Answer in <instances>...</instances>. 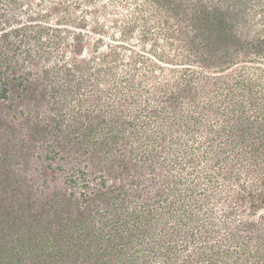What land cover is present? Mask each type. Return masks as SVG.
I'll use <instances>...</instances> for the list:
<instances>
[{"label":"rangeland","instance_id":"rangeland-1","mask_svg":"<svg viewBox=\"0 0 264 264\" xmlns=\"http://www.w3.org/2000/svg\"><path fill=\"white\" fill-rule=\"evenodd\" d=\"M208 2L237 43L195 33L191 2L0 0V180L115 233L98 263L111 242L74 238L76 264H264V0Z\"/></svg>","mask_w":264,"mask_h":264},{"label":"trees","instance_id":"trees-1","mask_svg":"<svg viewBox=\"0 0 264 264\" xmlns=\"http://www.w3.org/2000/svg\"><path fill=\"white\" fill-rule=\"evenodd\" d=\"M190 2L193 8L188 11L187 9L183 10L181 14L184 19L189 17L187 25L195 33L205 36L207 42L211 45L216 43H237L239 41L235 36L231 22L234 12L225 10L223 5L211 4L208 0H179V4L176 7L183 6V8H186L188 3L190 5ZM170 10L173 11L172 13H179L173 8H170ZM262 41L264 42V37H262ZM6 146L7 150L8 143ZM6 158L8 160L6 156L2 159L6 160ZM1 160L0 163H2ZM6 172H10L8 168ZM18 177L19 175L16 174L12 181V179H8V175H5V178L3 177L0 180V190L2 189V193H0V232L2 238L10 232L12 236L9 239L10 245H7L8 241L5 239L6 245L0 246V264H37L38 257H44L45 263L46 257L49 255L50 250L53 251V249L58 250L56 251V254H58L56 262L58 264H76L80 253V244L75 239L81 237L82 239L89 238L91 240L104 238L106 241L111 242L112 245L109 246V249L104 248L99 253L90 251L89 246L86 247L87 254L94 257L97 263L101 256L114 255L113 246L117 247V251V244L119 243L115 240V233L110 229L102 233V235L99 234L94 221V213L89 209L88 204L85 208H82L80 204L75 202V211L72 213L71 198L62 196L57 200L56 197L51 195L47 200L40 202L35 209L31 206V202L28 199L29 192L24 190V193H22L21 180ZM6 180L7 182L4 184ZM15 183L18 185H14ZM13 185L14 187H12ZM9 188L12 189L10 190ZM102 195H104V192H96L94 198ZM58 205H61V208ZM65 208L66 213L64 212ZM128 215L135 216L133 213ZM86 219H88L87 224L85 223ZM127 224L128 220H125L123 222L125 228ZM104 225L109 226L111 224L104 222L101 228H104ZM111 226L114 227V225ZM120 236L127 237V232ZM67 239L74 240L67 242ZM127 239L130 240L128 237ZM31 245L34 248V252L30 254L28 249ZM50 263L52 262L49 261L45 264Z\"/></svg>","mask_w":264,"mask_h":264}]
</instances>
